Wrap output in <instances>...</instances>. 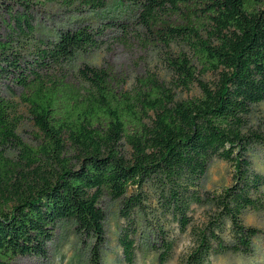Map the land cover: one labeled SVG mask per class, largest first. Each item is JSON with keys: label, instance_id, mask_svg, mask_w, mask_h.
Listing matches in <instances>:
<instances>
[{"label": "trees", "instance_id": "16d2710c", "mask_svg": "<svg viewBox=\"0 0 264 264\" xmlns=\"http://www.w3.org/2000/svg\"><path fill=\"white\" fill-rule=\"evenodd\" d=\"M109 1L0 0V147L19 154L15 163L0 151V264L47 258L66 220L96 241L99 256L105 196L120 201L128 223L119 236L127 264L136 256L132 215L152 208L180 235L190 232L180 264L250 254L258 231L243 217L261 209L264 188L248 158L264 140L249 124L264 103V0H117L132 8L136 40L162 53L167 68L165 79L147 74L128 91L104 68L68 72L79 54L99 48L98 32L73 20L46 36L36 19L38 7L98 13ZM15 89L38 131L35 147L18 135L22 117L4 95ZM215 158L235 173L231 187L212 195L202 182ZM207 205L214 214L192 224L195 208ZM155 230L166 264L178 240L165 224Z\"/></svg>", "mask_w": 264, "mask_h": 264}, {"label": "rangeland", "instance_id": "374dc122", "mask_svg": "<svg viewBox=\"0 0 264 264\" xmlns=\"http://www.w3.org/2000/svg\"><path fill=\"white\" fill-rule=\"evenodd\" d=\"M37 23H40L43 35L53 33L60 27H67L73 20H79L81 28L98 32L99 48L86 54H79L73 65L67 66L68 72L75 73L78 68L89 65L97 68L107 69L115 79V86L119 90L128 91L136 84L137 78L147 74H155L161 78L167 76V68L163 62V54L158 50L145 49L135 38L134 31L137 27L135 16L129 4H121L117 0H110L107 7L98 13L73 14L69 8L63 5H53L36 10ZM78 24V23H77ZM129 30L127 33L124 28ZM47 36V35H46ZM21 91H4V95L17 106V115L22 117L18 135L29 146H37L38 131L34 127L28 109L21 100ZM180 98H190L196 95L179 91ZM250 127L253 132L264 137V103L253 108L250 119ZM9 160L15 163L19 160L18 152L13 148H2ZM253 169L264 176V140L262 143L252 147L248 152ZM234 168L230 163L215 158L202 182L205 193L212 195L221 194L233 184ZM261 209L248 210L243 217L246 227L258 231L253 240L252 252L250 254H226L214 255L208 264H264V188L261 198ZM106 214L105 243L99 249V256L93 255L96 249V241L83 236L77 229L74 221H62L58 224L55 237L49 244L47 258L41 257H19L13 264H127L123 250L119 244V236L128 225L121 217V203L105 196L100 203ZM150 211V212H149ZM152 211V212H151ZM214 214L213 207H196L192 214L193 223L202 226L205 220ZM133 226L137 233L135 235V262L134 264H160L158 253L154 248L163 245L159 233L155 230L160 224L169 230L171 238L178 240L173 258L166 264H180L181 259L191 250L193 240L190 232L180 235L177 225L166 221L155 209L148 212L132 215ZM159 223V225H157ZM155 226V227H154Z\"/></svg>", "mask_w": 264, "mask_h": 264}]
</instances>
